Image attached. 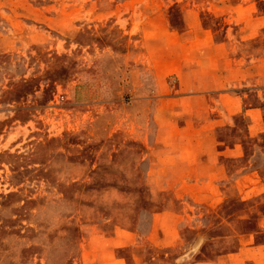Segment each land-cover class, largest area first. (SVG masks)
Returning a JSON list of instances; mask_svg holds the SVG:
<instances>
[{
    "label": "rangeland",
    "instance_id": "rangeland-1",
    "mask_svg": "<svg viewBox=\"0 0 264 264\" xmlns=\"http://www.w3.org/2000/svg\"><path fill=\"white\" fill-rule=\"evenodd\" d=\"M150 54L218 87L183 92L195 71L161 76ZM262 123L264 0H0V264L178 257L213 210L259 201L238 185L261 178ZM235 139L246 155L225 161L246 173L205 172ZM190 152L203 172H177Z\"/></svg>",
    "mask_w": 264,
    "mask_h": 264
},
{
    "label": "crops",
    "instance_id": "crops-1",
    "mask_svg": "<svg viewBox=\"0 0 264 264\" xmlns=\"http://www.w3.org/2000/svg\"><path fill=\"white\" fill-rule=\"evenodd\" d=\"M145 45V41L142 43ZM150 62L161 74H164V70H175L182 79L185 77L186 72L191 68L190 64H187V56L180 57H168L163 58L160 56L150 54ZM173 59L165 67V62ZM177 59V60H176ZM181 59V60H178ZM191 68L195 71L198 85L192 87H186L183 92L197 94L206 93L211 91L215 87H218V83L215 79L216 71L205 68ZM180 80L182 81V79ZM188 86V85H187ZM261 121V120H260ZM259 121V122H260ZM262 129H264V123H262ZM255 139L254 136H252ZM233 140V139H230ZM260 140V139H259ZM193 141V138H192ZM234 142V144H233ZM225 149L216 151H208L207 156L202 157V162L205 164L211 163L213 167L209 169H199L201 161L194 153L191 154V165L189 169L177 170L179 173H197L199 170H203L207 173L220 174L219 178H226L235 173H246V167L240 169H232L231 166L225 161L226 158H243L246 155L245 144L241 139H235L229 142L223 141ZM255 146L261 147L260 141L255 142ZM252 165V164H251ZM252 169V168H251ZM258 176L259 181L255 183H242L239 184V189L243 191H253L252 196H259V201L255 205L241 209L239 211H230L229 213H219L215 210L211 215H208L209 224L206 226L208 231L195 232L193 241L189 243V247L184 253L176 258H170V252H164L163 258H159L154 255L150 259L146 260L145 264H264V165L261 168H257L254 171ZM250 172V173H251ZM198 183H193L190 187L195 189ZM197 199V198H195ZM249 199V198H248ZM162 213V228L160 231V242L164 246L175 245L176 242L182 239L179 228L174 229L172 224H169L171 217L177 218V214L169 212ZM214 223H216L214 225ZM217 230L216 234L213 231ZM170 239V240H169Z\"/></svg>",
    "mask_w": 264,
    "mask_h": 264
}]
</instances>
